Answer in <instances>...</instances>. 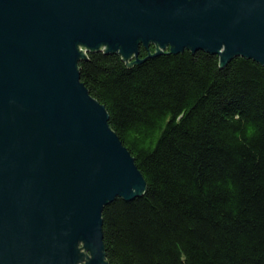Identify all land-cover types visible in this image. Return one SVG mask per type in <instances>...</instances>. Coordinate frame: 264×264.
<instances>
[{
	"label": "water",
	"instance_id": "obj_1",
	"mask_svg": "<svg viewBox=\"0 0 264 264\" xmlns=\"http://www.w3.org/2000/svg\"><path fill=\"white\" fill-rule=\"evenodd\" d=\"M150 43L264 66V0H0V264H107L103 207L146 182L77 62Z\"/></svg>",
	"mask_w": 264,
	"mask_h": 264
},
{
	"label": "trees",
	"instance_id": "obj_2",
	"mask_svg": "<svg viewBox=\"0 0 264 264\" xmlns=\"http://www.w3.org/2000/svg\"><path fill=\"white\" fill-rule=\"evenodd\" d=\"M156 52L141 44L138 64L104 50L77 62L146 182L103 207L105 262L264 264L263 64Z\"/></svg>",
	"mask_w": 264,
	"mask_h": 264
},
{
	"label": "rangeland",
	"instance_id": "obj_3",
	"mask_svg": "<svg viewBox=\"0 0 264 264\" xmlns=\"http://www.w3.org/2000/svg\"><path fill=\"white\" fill-rule=\"evenodd\" d=\"M81 49L83 51H85L83 47H81ZM79 252H82L84 254L83 260L80 261L79 264H85V261H87V259H88V258H86V256L88 257L89 252L87 250H85V248L83 247V243L79 244Z\"/></svg>",
	"mask_w": 264,
	"mask_h": 264
}]
</instances>
